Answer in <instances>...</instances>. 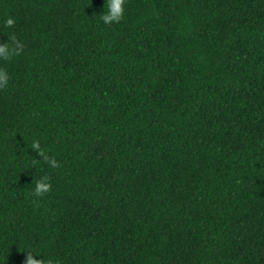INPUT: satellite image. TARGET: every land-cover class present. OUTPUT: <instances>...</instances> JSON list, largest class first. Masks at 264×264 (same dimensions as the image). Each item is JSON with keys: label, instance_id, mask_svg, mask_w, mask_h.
I'll return each mask as SVG.
<instances>
[{"label": "trees", "instance_id": "trees-1", "mask_svg": "<svg viewBox=\"0 0 264 264\" xmlns=\"http://www.w3.org/2000/svg\"><path fill=\"white\" fill-rule=\"evenodd\" d=\"M105 5L0 0V264H264V0Z\"/></svg>", "mask_w": 264, "mask_h": 264}, {"label": "clouds", "instance_id": "clouds-1", "mask_svg": "<svg viewBox=\"0 0 264 264\" xmlns=\"http://www.w3.org/2000/svg\"><path fill=\"white\" fill-rule=\"evenodd\" d=\"M123 4L124 0H106V11H103L101 14V20L105 24H110L118 22L121 20L123 15ZM14 18L8 16L4 19L6 25H12L14 23ZM11 43L4 42L0 43V59L8 58L12 55H15L21 51V42L16 39L15 36L10 37ZM9 75L4 68H0V88H3L7 85ZM31 148L40 155L44 153V149L41 148L39 141L33 140L31 143ZM48 163L55 168L57 162L55 159L45 156L44 157ZM51 188V183L47 175H42L39 179L35 181V187L32 189V192L35 196H41ZM38 257V258H37ZM23 264H58V262L51 256H45L42 253L36 251H27L25 252V258Z\"/></svg>", "mask_w": 264, "mask_h": 264}]
</instances>
